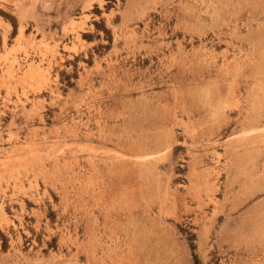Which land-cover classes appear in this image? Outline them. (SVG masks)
<instances>
[{
  "label": "rangeland",
  "instance_id": "374dc122",
  "mask_svg": "<svg viewBox=\"0 0 264 264\" xmlns=\"http://www.w3.org/2000/svg\"><path fill=\"white\" fill-rule=\"evenodd\" d=\"M263 105L264 0H0V264H264Z\"/></svg>",
  "mask_w": 264,
  "mask_h": 264
},
{
  "label": "bare ground",
  "instance_id": "6f19581e",
  "mask_svg": "<svg viewBox=\"0 0 264 264\" xmlns=\"http://www.w3.org/2000/svg\"><path fill=\"white\" fill-rule=\"evenodd\" d=\"M24 18V17H23ZM77 21V20H76ZM22 23V22H21ZM76 23H74V25H75ZM78 24V23H77ZM24 25V24H23ZM70 26V25H69ZM19 27V26H18ZM21 27V26H20ZM24 27V26H23ZM75 27V26H74ZM80 27V26H79ZM71 28H72V25H71ZM21 30L23 31V28H21ZM76 32V31H75ZM23 34V33H22ZM3 35V34H2ZM5 36V35H4ZM21 36V35H20ZM76 37V36H75ZM77 38V37H76ZM3 39H4V37H3ZM6 39V38H5ZM4 39V40H5ZM31 39V38H30ZM73 42V41H72ZM73 46V45H72ZM45 47V46H44ZM43 47V48H44ZM46 48V47H45ZM50 49H51V47H50ZM49 49V52L51 51ZM47 50V49H46ZM53 50V49H52ZM55 50V49H54ZM55 52V51H54ZM45 54V53H44ZM51 56V55H50ZM34 62V61H33ZM36 64V63H35ZM35 64H31L28 68H27V70H26V72L24 73V78H29V77H32V80H33V77L35 78V77H39V76H42V72H44V70H42V68L40 67V66H38V65H35ZM40 64H41V61H40ZM11 67V66H10ZM24 68H25V66H24ZM45 68H47V67H45ZM44 68V69H45ZM23 69V68H22ZM12 70V69H11ZM12 72V71H11ZM46 72V71H45ZM49 72V71H48ZM5 73H7V72H5ZM9 73H10V71H9ZM12 74V73H11ZM260 76V75H259ZM262 76V75H261ZM258 77V76H257ZM13 78V77H12ZM41 78V77H40ZM44 78V77H43ZM50 78V77H49ZM256 78V77H255ZM19 79V78H18ZM38 79V78H37ZM259 79V78H258ZM23 80V79H22ZM29 80H30V78H29ZM257 80V79H256ZM24 81H27V80H24ZM44 81H46V80H44ZM31 82V81H30ZM39 82V81H38ZM37 82V83H38ZM41 82V81H40ZM47 82V81H46ZM260 82V81H259ZM36 83V82H35ZM39 84V83H38ZM41 84V83H40ZM45 84V83H44ZM258 84H260V83H258ZM262 84V83H261ZM260 84V85H261ZM36 85V84H35ZM256 85H257V83H256ZM256 87H259V85L258 86H256ZM262 87V86H261ZM263 89V88H262ZM261 89V90H262ZM258 90H260V89H258ZM254 91V90H253ZM261 92V91H260ZM263 92V91H262ZM252 93V92H251ZM262 94V93H261ZM253 95V94H252ZM255 96V97H254ZM254 96H252V97H254V98H256V94L254 95ZM247 98V97H246ZM259 98V97H258ZM258 98H256V100L258 99ZM262 98V97H261ZM260 100V99H259ZM250 101V100H249ZM256 102V101H255ZM262 102H263V100H262ZM261 102V103H262ZM253 103V102H252ZM251 103V104H252ZM259 103V102H258ZM258 103H256V104H258ZM261 103H259L260 105H259V107L261 108ZM263 104V103H262ZM264 106V105H263ZM252 107V106H251ZM263 109V108H262ZM250 110V109H249ZM256 111V110H255ZM259 111V110H258ZM252 112H253V108H252ZM251 112V113H252ZM257 112V111H256ZM260 112V111H259ZM255 114V113H254ZM260 114V113H259ZM246 115H250V113L248 114V113H246ZM258 115V114H257ZM252 116H253V114H252ZM251 116V117H252ZM246 118V117H245ZM246 119H248L249 120V118H246ZM251 120H252V118H251ZM245 123V122H244ZM260 123H261V121L258 119L257 120V118H255V119H253L252 121H250L249 122V124H247V125H249L252 129H255L256 127H260ZM247 125H246V127H247ZM244 126V125H243ZM241 128V127H240ZM243 128V127H242ZM245 128V127H244ZM249 128V127H248ZM248 128H246V129H248ZM251 128H249V129H251ZM261 128H262V125H261ZM248 129V130H249ZM243 129H241V131H242ZM245 130V129H244ZM246 131V130H245ZM242 132H244V131H242ZM241 134H243V133H241ZM252 134V133H251ZM262 134V133H261ZM264 134V133H263ZM259 135V134H258ZM249 137H250V135H248ZM247 137V136H246ZM242 138H245V137H243V135H242ZM241 138V139H242ZM260 138V137H259ZM264 138V137H263ZM249 141H250V139L249 138H247ZM246 139V140H247ZM242 140H245V139H242ZM263 140V139H262ZM238 141V140H237ZM241 141V140H240ZM245 142V141H244ZM251 142V141H250ZM257 142V141H256ZM239 143V141L237 142V144ZM248 143V142H247ZM247 143L245 142V144L247 145ZM255 143V142H254ZM259 143V142H258ZM262 143V142H261ZM260 143V144H261ZM30 144V143H29ZM26 145V144H25ZM32 145H34V144H32ZM31 145V146H32ZM256 145H258V144H256ZM29 147L28 148V144H27V147H25L24 149L26 150L27 149V152H29L31 155H28V156H30V157H28V161H30V162H32V158H34V153L36 154L37 152H36V150L35 149H37V147L34 145V148L33 147ZM242 146V145H241ZM245 146V145H244ZM243 146V147H244ZM259 146V145H258ZM258 146H257V148H258ZM23 148V147H22ZM252 148V147H251ZM251 148H249V149H251ZM235 149V148H234ZM254 149H256V148H254ZM22 150V149H21ZM23 151V150H22ZM256 151V150H255ZM21 152V151H20ZM26 152V153H27ZM249 153H251V152H249ZM257 153V152H256ZM237 154H238V151H237ZM240 154V153H239ZM248 154V152H246L245 153V156ZM25 155V154H24ZM23 155V156H24ZM242 155V154H241ZM249 157V156H248ZM25 158V157H24ZM30 158V159H29ZM23 160V159H22ZM24 161H26L27 162V155H26V159L24 160ZM23 161V162H24ZM36 161V160H35ZM20 164H21V161L19 162ZM21 165H23V164H21ZM30 165V164H29ZM27 166V165H26ZM32 166V165H31ZM15 169H16V166H15ZM11 170V169H10ZM14 170V168L12 169V172H15V171H13ZM18 181V180H17ZM19 182V181H18ZM16 183V182H15ZM17 184H19V183H17ZM31 186V185H30ZM18 190V189H17ZM173 201H175L174 199H173ZM169 202V201H168ZM176 203V202H175ZM174 204V203H173ZM175 205V204H174ZM174 205H173V207H174ZM168 208V207H167ZM175 209H176V207H174ZM166 209V208H165ZM214 214V213H213ZM170 215H172V214H170ZM169 215V216H170ZM174 216V215H173ZM262 227V226H261ZM261 227H260V229H261ZM258 228V227H257ZM205 231H207L205 228H203ZM203 230V231H204ZM239 230H240V228H239ZM258 230V229H257ZM262 230V229H261ZM202 231V232H203ZM204 231V232H205ZM259 232V231H258ZM264 233V232H263ZM205 234V233H204ZM257 234V233H256ZM259 234V233H258ZM254 235H255V233H254ZM260 235V234H259ZM262 235V234H261ZM256 236V235H255ZM240 237H241V235H240ZM242 238H243V236H242ZM262 238H264L263 236H262ZM240 239V238H239ZM255 239H256V237H255ZM261 239V238H260ZM244 240H245V238H244ZM262 240V239H261ZM246 241V240H245ZM242 242H244V241H242Z\"/></svg>",
  "mask_w": 264,
  "mask_h": 264
}]
</instances>
